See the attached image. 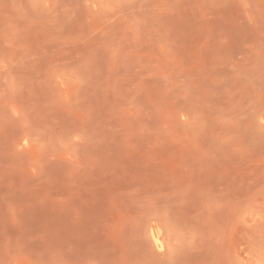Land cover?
<instances>
[{"label":"rangeland","instance_id":"obj_1","mask_svg":"<svg viewBox=\"0 0 264 264\" xmlns=\"http://www.w3.org/2000/svg\"><path fill=\"white\" fill-rule=\"evenodd\" d=\"M0 264H264V0H0Z\"/></svg>","mask_w":264,"mask_h":264}]
</instances>
